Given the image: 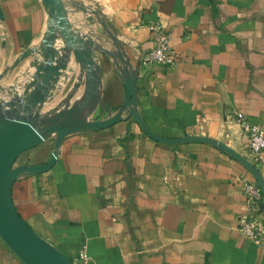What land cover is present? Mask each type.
<instances>
[{
    "label": "crops",
    "instance_id": "0c3cea01",
    "mask_svg": "<svg viewBox=\"0 0 264 264\" xmlns=\"http://www.w3.org/2000/svg\"><path fill=\"white\" fill-rule=\"evenodd\" d=\"M107 9L112 33L90 62L89 113L77 116L116 115L132 77L136 109L155 134L224 142L264 180V161L234 116L264 123V0H108ZM44 19L39 0H0V73L24 70L16 58L37 45ZM154 23L169 34L172 68L139 66ZM72 86L84 96L85 85ZM50 154L40 144L14 166L42 165ZM244 180L254 181L225 152L156 142L123 111L110 127L67 136L55 164L19 175L11 197L30 229L70 260L84 248L94 264H264V242L237 232ZM0 264H23L1 239Z\"/></svg>",
    "mask_w": 264,
    "mask_h": 264
},
{
    "label": "rangeland",
    "instance_id": "374dc122",
    "mask_svg": "<svg viewBox=\"0 0 264 264\" xmlns=\"http://www.w3.org/2000/svg\"><path fill=\"white\" fill-rule=\"evenodd\" d=\"M39 3L45 19L38 43L16 58L24 70L15 77L11 72L0 73V82L6 78V85H0V119L1 125L5 122L4 127L14 120H29L40 131L67 121H89L77 115L89 113L88 98L92 100V94L87 88L96 82L95 70L81 64L80 56L92 62L93 54L109 42L113 28L108 0H39ZM73 84L86 86L83 97L76 98ZM69 110L72 111L68 113ZM55 137L48 134L45 141L34 147L49 144L52 152Z\"/></svg>",
    "mask_w": 264,
    "mask_h": 264
},
{
    "label": "water",
    "instance_id": "95a60500",
    "mask_svg": "<svg viewBox=\"0 0 264 264\" xmlns=\"http://www.w3.org/2000/svg\"><path fill=\"white\" fill-rule=\"evenodd\" d=\"M50 2V0H47ZM80 63L91 69L90 62L80 56ZM49 73L52 69L49 67ZM124 102L116 115L105 120L73 123L67 121L61 124L49 125L43 130H36L28 120L11 121L4 127L0 119V239L23 262V264H74L72 260L37 235L24 222L15 209L11 197L12 185L16 178L28 173L40 174L50 169L56 162L63 140L70 134L85 131H97L110 127L121 120L123 111L131 117L140 130L156 142L177 144L185 142H200L213 146L237 160L253 177L258 185L264 201V180L255 165L236 152L224 142L202 136H185L180 138H164L155 134L143 121L136 109L137 97L134 89V79H124ZM72 110H69L70 113ZM48 134H55L53 150L48 161L42 165L14 166L20 154L42 143ZM264 210V202L260 206Z\"/></svg>",
    "mask_w": 264,
    "mask_h": 264
},
{
    "label": "built area",
    "instance_id": "2783aa9c",
    "mask_svg": "<svg viewBox=\"0 0 264 264\" xmlns=\"http://www.w3.org/2000/svg\"><path fill=\"white\" fill-rule=\"evenodd\" d=\"M150 30L155 35L153 46L141 56L140 68L174 67L177 58L169 46V34L159 23L152 24ZM234 116L247 140V148L251 155L257 161H264V123H249L240 112H236ZM242 185L247 211L238 219L237 232L255 244H262L264 242V215L260 208L264 202L262 193L255 181L244 180ZM73 262L74 264H94L84 248L78 251Z\"/></svg>",
    "mask_w": 264,
    "mask_h": 264
},
{
    "label": "bare ground",
    "instance_id": "6f19581e",
    "mask_svg": "<svg viewBox=\"0 0 264 264\" xmlns=\"http://www.w3.org/2000/svg\"><path fill=\"white\" fill-rule=\"evenodd\" d=\"M50 4V3H49Z\"/></svg>",
    "mask_w": 264,
    "mask_h": 264
}]
</instances>
